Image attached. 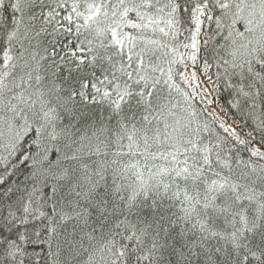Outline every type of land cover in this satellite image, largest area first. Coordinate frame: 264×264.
<instances>
[{
    "label": "snow or ice",
    "instance_id": "1",
    "mask_svg": "<svg viewBox=\"0 0 264 264\" xmlns=\"http://www.w3.org/2000/svg\"><path fill=\"white\" fill-rule=\"evenodd\" d=\"M0 264H264V0H0Z\"/></svg>",
    "mask_w": 264,
    "mask_h": 264
}]
</instances>
